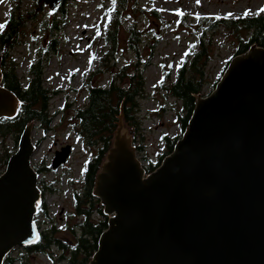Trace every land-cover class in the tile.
Wrapping results in <instances>:
<instances>
[{
    "label": "water",
    "instance_id": "obj_1",
    "mask_svg": "<svg viewBox=\"0 0 264 264\" xmlns=\"http://www.w3.org/2000/svg\"><path fill=\"white\" fill-rule=\"evenodd\" d=\"M62 1L45 0L50 10ZM1 80L0 68V119H11L19 101ZM31 125L0 176V264L39 239ZM68 155L57 151L52 169ZM93 195L109 220L89 264H264V48L234 57L211 94L196 97L187 129L150 174L120 115Z\"/></svg>",
    "mask_w": 264,
    "mask_h": 264
},
{
    "label": "rangeland",
    "instance_id": "obj_2",
    "mask_svg": "<svg viewBox=\"0 0 264 264\" xmlns=\"http://www.w3.org/2000/svg\"><path fill=\"white\" fill-rule=\"evenodd\" d=\"M116 3V0H64L62 11L54 12L45 0L0 2V25L4 27L13 15L21 26L17 43L6 58L12 59L23 86L28 85L27 69L40 60L43 87L56 93L48 101L49 124L30 126V137L36 147L31 166L40 169L38 185L46 188L41 195L46 214L34 219L40 225L39 232L55 226L59 235L66 237L67 226L77 221L71 216L74 195L83 190L85 165L95 150L77 136L73 124L75 111L86 104L89 86L107 88L118 70L129 64L140 65L145 86L144 95L138 100V131L131 134L124 125L123 130L131 139L141 165L145 167L149 161L156 164L165 150L162 138L181 134L176 120L180 104L161 86L174 82L179 67L190 62L197 49L198 35L208 27L206 23L212 25L220 17L256 16L264 9V0H129L124 6ZM116 6L119 14L114 16ZM152 12L159 18L153 19L149 15ZM182 15L184 24H180ZM112 17L118 19V45L113 57H105L111 51L105 31L112 28ZM51 25H54L51 30L47 29ZM131 25L144 33L138 57L126 49L124 42ZM198 27L202 29L196 30ZM204 40L211 43V61L206 68L208 84L201 98L211 94L212 83L223 76L235 49L234 38L224 28L207 31ZM166 74L169 80L165 79ZM13 141L11 137L4 144L14 153L17 147L14 148ZM67 146L70 154L66 163L52 169L55 151ZM50 252L51 256L26 257L23 250L17 249L10 254L11 264H65L57 262L55 248ZM21 255L24 257L19 261Z\"/></svg>",
    "mask_w": 264,
    "mask_h": 264
},
{
    "label": "trees",
    "instance_id": "obj_3",
    "mask_svg": "<svg viewBox=\"0 0 264 264\" xmlns=\"http://www.w3.org/2000/svg\"><path fill=\"white\" fill-rule=\"evenodd\" d=\"M129 0H116L117 6H124ZM64 2V0H63ZM54 12L62 11V5ZM114 9V16L119 11ZM153 19L159 16L155 13L149 14ZM185 15H182L180 24H184ZM112 28L106 30L105 41L110 46L111 51L105 54V57L114 56V51L118 45V19L112 17ZM201 31L198 35L197 49L190 56V62L183 63L179 67L176 80L172 83L162 85L161 87L166 93L180 104V111L176 116L177 123L180 126V136L170 138L165 136L162 138L164 142V151L157 159L156 164L147 162L144 167L147 174L157 169L162 160L172 153L173 148L188 127L195 107L196 97L202 93L207 86L206 68L211 61V43L205 41V33L218 28H224L234 38V57L243 55L251 46L264 48V12L249 17H231L217 18L216 21ZM51 27H47L50 29ZM200 26V25H199ZM20 24L11 19L0 30V54L2 80L1 85L12 92L19 101V106L15 117L11 119H0V165L1 170L13 154L4 144L7 139L14 138V148L18 145V140L30 124H39L46 126L49 124L47 120L48 101L51 99L50 92L43 87L42 83V65L38 60L32 63L27 69L28 85L23 86L21 79L16 74V67L12 59L6 56L11 48L17 43L19 38ZM202 27L196 28L201 30ZM204 33V35H203ZM144 33L135 30V26L128 27L125 38L126 49L138 54L140 45L142 44L141 36ZM150 53L149 58H151ZM148 58V59H149ZM106 59V58H105ZM107 61V59L105 60ZM230 59L227 61V64ZM129 67H123L117 71L114 79L107 88L89 86L87 88L86 104L83 108H79L74 114L73 127L77 136L87 145L88 148L95 150L92 159L85 165L83 190L81 194H75L73 200V211L71 216L76 222L68 225L66 237L59 235V229L52 226L45 232H40L39 240L29 247L23 249L28 255H49L51 250L55 248L58 253L55 258L57 262H65V264H89L94 253L97 250L98 239L103 231L107 229L108 217L104 214L100 201L94 197L93 188L95 177L100 169L108 149L111 147L115 130L117 128L118 117L122 115V123L127 127L131 134L138 131V120L136 113L138 112V100L144 95L145 81L140 65L129 64ZM169 80L168 74H166ZM219 79L212 83L213 89ZM137 150H140L137 147ZM40 174V169H35ZM43 193V187L39 185ZM49 190H51L49 188ZM46 209L44 203L41 202L37 217L45 216ZM97 216L96 219H94ZM40 229V225L37 226ZM58 255V256H57ZM21 255L19 261L22 260ZM13 259L10 255L6 256L3 264H11Z\"/></svg>",
    "mask_w": 264,
    "mask_h": 264
},
{
    "label": "flooded vegetation",
    "instance_id": "obj_4",
    "mask_svg": "<svg viewBox=\"0 0 264 264\" xmlns=\"http://www.w3.org/2000/svg\"><path fill=\"white\" fill-rule=\"evenodd\" d=\"M67 147L69 148V146H67ZM67 147H66V148H67ZM61 149H62V148H60V150H61ZM60 150H59V151H60ZM92 150H93V149H92ZM59 151H58V152H59ZM56 152H57V151H55V153H56ZM55 153H54V154H55ZM69 154H70V148H69ZM68 156H69V155H68ZM67 158H68V157H67ZM67 158H66V160H65V162H64V163H66V161H67ZM64 163H63V164H64ZM43 190H44V192H45V191H46V188H45V187H43ZM44 192H43V193H44ZM41 195H42V192H41Z\"/></svg>",
    "mask_w": 264,
    "mask_h": 264
},
{
    "label": "snow or ice",
    "instance_id": "obj_5",
    "mask_svg": "<svg viewBox=\"0 0 264 264\" xmlns=\"http://www.w3.org/2000/svg\"><path fill=\"white\" fill-rule=\"evenodd\" d=\"M0 2H2V0H0ZM261 12H264V9H261L260 10ZM178 15H180V13H177ZM246 15H247V13H245ZM3 27V25H0V28H2Z\"/></svg>",
    "mask_w": 264,
    "mask_h": 264
},
{
    "label": "bare ground",
    "instance_id": "obj_6",
    "mask_svg": "<svg viewBox=\"0 0 264 264\" xmlns=\"http://www.w3.org/2000/svg\"><path fill=\"white\" fill-rule=\"evenodd\" d=\"M198 96H199V95H198ZM14 153H15V152H14ZM14 153H13V154H14ZM13 154H12V155H13ZM10 157H11V156H10Z\"/></svg>",
    "mask_w": 264,
    "mask_h": 264
}]
</instances>
